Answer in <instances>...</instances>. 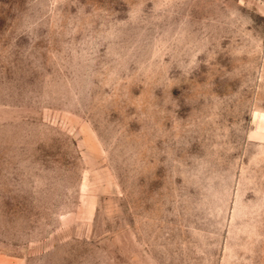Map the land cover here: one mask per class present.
I'll use <instances>...</instances> for the list:
<instances>
[{
	"label": "rangeland",
	"instance_id": "obj_1",
	"mask_svg": "<svg viewBox=\"0 0 264 264\" xmlns=\"http://www.w3.org/2000/svg\"><path fill=\"white\" fill-rule=\"evenodd\" d=\"M0 264H264V0H0Z\"/></svg>",
	"mask_w": 264,
	"mask_h": 264
}]
</instances>
